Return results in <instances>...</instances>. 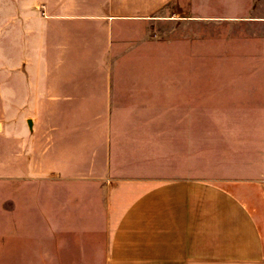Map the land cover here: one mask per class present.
<instances>
[{
    "label": "rangeland",
    "instance_id": "374dc122",
    "mask_svg": "<svg viewBox=\"0 0 264 264\" xmlns=\"http://www.w3.org/2000/svg\"><path fill=\"white\" fill-rule=\"evenodd\" d=\"M111 2L0 0L1 172L11 173L13 154L29 150L38 174L67 166L88 144L91 158L92 143L103 137L95 127L108 124L103 149L113 153L118 144L121 166L135 143L151 170L163 164L166 177L175 168L187 176L190 124L203 126L205 111L217 105L206 101L208 79L226 80L225 109L259 105L252 80L263 78L264 0H169L147 17L114 20ZM86 78L107 81L103 102L48 99L54 87ZM237 80L250 85L243 102L231 86ZM262 122L244 119L249 138ZM39 226L38 241L47 233Z\"/></svg>",
    "mask_w": 264,
    "mask_h": 264
},
{
    "label": "crops",
    "instance_id": "0c3cea01",
    "mask_svg": "<svg viewBox=\"0 0 264 264\" xmlns=\"http://www.w3.org/2000/svg\"><path fill=\"white\" fill-rule=\"evenodd\" d=\"M111 1L114 20L147 17L169 0ZM262 71L252 80L259 105L251 111L225 109L226 80L206 81V101L217 105L205 111L203 126L190 124L187 176L175 168L166 177L163 164L151 170L135 143L121 166L118 144L113 153L103 149L108 124L95 127L103 137L90 145L91 158L89 144L78 147L67 166L54 163L47 174L37 173L35 150L13 154L12 172L0 171V264H264ZM91 79L65 87L51 81L47 97L101 103L107 81ZM231 86L236 102L245 101L250 85ZM244 119L263 120L252 138ZM38 221L50 234L40 241Z\"/></svg>",
    "mask_w": 264,
    "mask_h": 264
},
{
    "label": "water",
    "instance_id": "95a60500",
    "mask_svg": "<svg viewBox=\"0 0 264 264\" xmlns=\"http://www.w3.org/2000/svg\"><path fill=\"white\" fill-rule=\"evenodd\" d=\"M28 125H29V127L32 129V125H33L32 120H28Z\"/></svg>",
    "mask_w": 264,
    "mask_h": 264
}]
</instances>
